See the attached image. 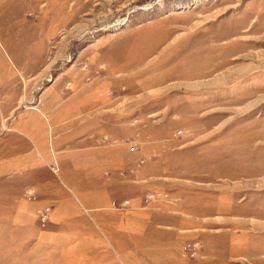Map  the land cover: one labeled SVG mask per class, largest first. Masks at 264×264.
<instances>
[{
  "label": "rangeland",
  "instance_id": "rangeland-1",
  "mask_svg": "<svg viewBox=\"0 0 264 264\" xmlns=\"http://www.w3.org/2000/svg\"><path fill=\"white\" fill-rule=\"evenodd\" d=\"M0 264H264V0H0Z\"/></svg>",
  "mask_w": 264,
  "mask_h": 264
},
{
  "label": "built area",
  "instance_id": "built-area-1",
  "mask_svg": "<svg viewBox=\"0 0 264 264\" xmlns=\"http://www.w3.org/2000/svg\"><path fill=\"white\" fill-rule=\"evenodd\" d=\"M50 211V208H45L42 212H41V215L43 217V220H46L48 217H49V212Z\"/></svg>",
  "mask_w": 264,
  "mask_h": 264
},
{
  "label": "bare ground",
  "instance_id": "bare-ground-1",
  "mask_svg": "<svg viewBox=\"0 0 264 264\" xmlns=\"http://www.w3.org/2000/svg\"><path fill=\"white\" fill-rule=\"evenodd\" d=\"M236 53V52H235Z\"/></svg>",
  "mask_w": 264,
  "mask_h": 264
}]
</instances>
